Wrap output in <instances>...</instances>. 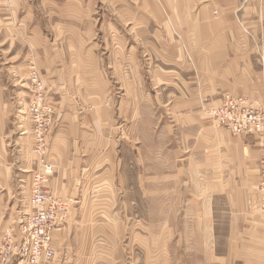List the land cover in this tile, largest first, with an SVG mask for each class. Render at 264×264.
<instances>
[{
	"label": "crops",
	"instance_id": "0c3cea01",
	"mask_svg": "<svg viewBox=\"0 0 264 264\" xmlns=\"http://www.w3.org/2000/svg\"><path fill=\"white\" fill-rule=\"evenodd\" d=\"M46 2L60 28L40 22ZM96 3L0 1V34L24 48L0 55V236L25 194L30 126L6 77L32 65L57 112L46 188L69 210L40 264H264L260 138L210 116L225 94L264 98V0H144L118 59L95 44Z\"/></svg>",
	"mask_w": 264,
	"mask_h": 264
},
{
	"label": "built area",
	"instance_id": "2783aa9c",
	"mask_svg": "<svg viewBox=\"0 0 264 264\" xmlns=\"http://www.w3.org/2000/svg\"><path fill=\"white\" fill-rule=\"evenodd\" d=\"M31 84L33 98L29 112L34 124L33 143L39 157V166L34 173L30 191L33 212L20 216L14 226L0 236V264H40L42 261L54 260V233L65 223L66 213H69L68 205L46 188L54 174V166L48 158L53 109L46 101L44 86L37 75H34ZM210 116L217 127L234 137H259L264 151V98L252 102L244 97L225 94ZM257 195L262 199L264 210V156L260 162Z\"/></svg>",
	"mask_w": 264,
	"mask_h": 264
},
{
	"label": "rangeland",
	"instance_id": "374dc122",
	"mask_svg": "<svg viewBox=\"0 0 264 264\" xmlns=\"http://www.w3.org/2000/svg\"><path fill=\"white\" fill-rule=\"evenodd\" d=\"M0 1H4V2H10L12 0H0ZM59 1V0H58ZM64 0H62L63 2ZM98 3H96L95 6V10H97L96 13V19L93 21V26L94 28L99 29L98 30V35H96L95 38V44L99 43V44H104L106 45V50H111L113 49V47L115 46L117 48V51L121 49V55L119 53H117L116 59L123 58V56L125 55V53L127 54V49H128V39H129V24L130 21L132 22V20H129V16L133 15V16H143L144 15V0H97ZM42 9H41V23L44 27L51 28L53 26L57 25V28L59 27L60 23H62L64 20L61 19V12H59L60 10H54L49 12V10H44L51 8L49 3H45L41 5ZM73 8L74 10V18H73V25L75 26V28H82L85 27L86 30V25L82 26L81 23V18L77 17L76 12H79V5H75L73 4ZM77 9V11L75 10ZM56 12V13H55ZM64 12V11H62ZM56 15H55V14ZM54 14V15H53ZM80 15V14H79ZM56 18V19H55ZM86 23V20H84ZM65 22V21H64ZM134 22V21H133ZM141 21H138V23H140ZM68 23V21H67ZM55 24V25H54ZM61 27V26H60ZM59 27V28H60ZM84 29V28H82ZM111 29H115V31H120V35L117 36H112V32ZM61 39L64 38V35L60 37ZM113 38H115V40H113ZM140 36H137V43H140ZM69 39V36H67V40ZM72 39L74 40V43H77V41L79 42L80 40V36L78 35H74ZM26 47H27V42L25 43ZM21 42L19 43L18 41H16V38L14 37V40L12 39L11 36L6 37V35L4 34H0V55L2 53V50H4V53H6L7 55L10 53H12L13 51L17 50V47L22 51L24 48L21 47ZM125 47V48H124ZM119 48V49H118ZM143 50L138 49V55L140 56V58L143 57ZM1 58V57H0ZM160 65L159 62H154L153 66L149 68V71H155L156 69H158V66ZM124 69H120L121 72H123ZM140 71V73L144 72V68H140L138 69ZM25 75L22 77V71H15L14 76H9L8 78L6 77L7 83L5 84V87L8 89L7 91L9 92V94H11L13 96V102L14 104L17 103V100L20 102L17 108V113L16 115H20L22 121L21 123H25V124H29L30 126L27 128V130L23 131V136L21 135L20 132V136L21 137H25V152L20 153L21 154V158L23 156V159H25V173L24 176L22 178V184L25 185L26 189H25V194L23 196H19V206L18 208L15 207V214H16V219L14 221L17 222V220L20 218V216H22L23 214H28V213H32L33 212V207L31 204V188H32V182H33V176L34 173L36 172L38 166H39V157L35 152V147H34V140L32 137V131L34 128V124H33V118L32 115L29 112V106L31 103V100L33 98V94L31 91V81L34 77V75H37L39 78V81L43 84L44 86V91H45V97H46V101L47 103L50 104V106L53 109V125H52V131L51 134L48 138V146H50V138L52 136V133L55 129V127L57 126V112L56 109L53 105V101L51 100V98L49 97V93L47 90V86L45 85V82L42 79L41 74L38 72V70L34 67V66H26V70H24ZM5 74L8 73L4 72ZM139 74V73H138ZM7 76V75H6ZM14 79V81H13ZM13 81V82H12ZM16 110V109H15ZM15 120L17 121V118H15ZM21 125V124H20ZM22 128V127H20ZM50 147H48V152H49ZM19 157V160L21 159ZM49 161L50 160V155H49ZM52 164V163H51ZM50 181V180H49ZM59 199V198H58ZM15 205V203H14ZM22 211V213L18 214V211ZM63 214V213H62ZM67 215V219L69 217V213H66ZM65 221V223H66ZM63 223V225L65 224ZM14 224H12L14 226ZM11 225V226H12ZM8 227L5 230L11 228ZM12 226V227H13ZM62 226V225H61ZM3 231V232H4ZM55 247V246H54ZM56 249V248H55ZM57 254V251H56ZM137 264H142V262L140 260H137Z\"/></svg>",
	"mask_w": 264,
	"mask_h": 264
}]
</instances>
